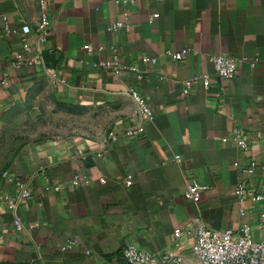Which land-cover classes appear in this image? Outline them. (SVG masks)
Listing matches in <instances>:
<instances>
[{
	"label": "crops",
	"instance_id": "obj_1",
	"mask_svg": "<svg viewBox=\"0 0 264 264\" xmlns=\"http://www.w3.org/2000/svg\"><path fill=\"white\" fill-rule=\"evenodd\" d=\"M3 15L0 120L49 101L77 128L28 145L0 177L2 263L124 264L134 245L200 264L173 236L194 219L264 242V198L252 200L264 195V0H0ZM218 55L238 62L232 79L216 75ZM190 178L206 187L198 204L184 198ZM20 185L30 197L9 209L1 197Z\"/></svg>",
	"mask_w": 264,
	"mask_h": 264
},
{
	"label": "built area",
	"instance_id": "obj_2",
	"mask_svg": "<svg viewBox=\"0 0 264 264\" xmlns=\"http://www.w3.org/2000/svg\"><path fill=\"white\" fill-rule=\"evenodd\" d=\"M158 15H153L152 19H157ZM0 23L4 26L7 34L12 32V29L8 23V16L3 15L0 18ZM120 27V24L114 25L113 29ZM24 34L30 32L29 27L24 26L22 28ZM85 49L89 50V46H85ZM186 52L176 53L172 56L175 60H181ZM215 73L221 79H232L237 73L238 62L227 56H212L210 58ZM254 64V63H253ZM101 67H108L109 64H101ZM202 82L205 86L209 84L208 76L204 75ZM199 80L198 76H194L190 81L185 83V93H188L193 82ZM137 103L141 109L142 115L148 120H152L153 115L151 111L145 107L142 101L136 97ZM241 147L245 146V143L240 141L238 143ZM180 162V159H176ZM255 163H251L250 166L242 172L253 174L255 170ZM87 176L76 175L73 179V185H79L80 183L87 182ZM101 182H105L103 178H100ZM126 185L130 186L131 181L128 179ZM246 183L243 180L238 181L234 191L238 197H242L244 194ZM20 193L16 199L3 196L1 201L8 206L9 209H15L17 202L22 199L30 197L29 191L20 185ZM206 190L204 185L196 182L193 179H188L185 186L184 198L191 201L194 204H198L201 201L202 193ZM264 198V195L258 194L252 197V200ZM261 223L264 225V213L261 214ZM18 230L22 229V225L19 221L15 222ZM186 235L191 240V249L198 258L200 264H264V242H255L251 237L250 227L244 226L241 229V234L236 235L232 230L226 229L223 231H213L206 227L200 220L194 219L193 225L189 229L174 230V238L179 239L181 236ZM76 245L75 242H71L64 246L63 250H71ZM120 259L124 264H180L173 251L160 252H148L139 250L134 245H126L121 250Z\"/></svg>",
	"mask_w": 264,
	"mask_h": 264
},
{
	"label": "rangeland",
	"instance_id": "obj_3",
	"mask_svg": "<svg viewBox=\"0 0 264 264\" xmlns=\"http://www.w3.org/2000/svg\"><path fill=\"white\" fill-rule=\"evenodd\" d=\"M76 112L44 102L38 109L16 107L0 120V177L8 172L17 154L36 142L67 135L76 129ZM0 264H5L0 261Z\"/></svg>",
	"mask_w": 264,
	"mask_h": 264
}]
</instances>
